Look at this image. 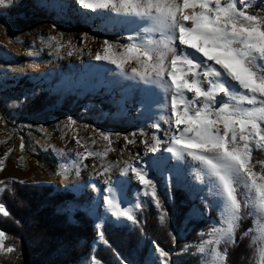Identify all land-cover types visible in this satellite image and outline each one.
I'll return each instance as SVG.
<instances>
[{
  "label": "snow or ice",
  "instance_id": "6c2138e0",
  "mask_svg": "<svg viewBox=\"0 0 264 264\" xmlns=\"http://www.w3.org/2000/svg\"><path fill=\"white\" fill-rule=\"evenodd\" d=\"M261 2L76 0V4L86 10L82 15L111 12L114 17L128 18V23L145 34L143 38L130 37L120 52L105 41L104 55L98 53L95 59L112 63L122 72L125 65L135 62L132 76L159 88L169 98L168 122L174 130L167 151L178 160L190 157L199 165L201 176L206 178L203 182L208 194L213 198L211 204L206 198L203 202L207 208L215 206L221 217V224H213L208 238L202 240L198 248L201 264H228L229 246L238 244L236 231L240 221L249 215L254 217L253 227L243 235L250 236V264H264V160L253 159L256 151L264 150V10L259 8ZM5 3L6 0H0V5ZM45 6L63 7L57 0ZM253 7L258 9L256 14L249 11ZM157 36L158 39L154 38ZM50 39L56 40L55 37ZM221 94L223 99L218 98ZM75 123L69 118L68 125ZM100 135L110 142L109 134ZM76 143L85 148V152L76 154V162L82 164L100 155L89 150L79 138ZM23 147L22 142L21 150ZM112 150L109 147L104 155ZM147 151L156 152L157 148L153 145ZM9 153H5V158ZM2 165L3 160H0V170ZM129 171L143 186V194H150L156 207L161 209L156 183L148 170L139 163L129 164L122 170V176L127 177ZM115 188V185L108 188L106 211L136 223L133 211L125 208L122 201L111 198ZM3 191L5 189L0 188V192ZM192 212L203 215L194 205ZM0 214H10L2 203ZM166 215L161 211V223ZM98 238L107 243L102 231L98 232ZM6 239V234L0 230V253L11 254L15 246H5ZM213 244L214 247L205 248ZM220 245H224L223 249ZM155 253L160 259L156 260L153 254L149 264H179L170 259L172 253L158 244ZM90 264L101 262L92 256Z\"/></svg>",
  "mask_w": 264,
  "mask_h": 264
},
{
  "label": "rangeland",
  "instance_id": "374dc122",
  "mask_svg": "<svg viewBox=\"0 0 264 264\" xmlns=\"http://www.w3.org/2000/svg\"><path fill=\"white\" fill-rule=\"evenodd\" d=\"M21 1L30 8L27 18L21 16V22L0 19V99H6L4 105L7 108L20 107L26 98L42 90L63 96L73 92L78 96L88 93L91 97H101L113 107L112 118L122 119L126 125L134 128L126 134L110 129L102 132L109 134V142L102 139L101 132L97 129L81 123L82 118L75 124L68 125L69 115L59 110H53L43 118H29L23 124L17 122V126L10 128L6 127L0 116V160H3L0 181L4 182L0 184V188H4L11 179L24 183H52L73 194V199L62 205L67 212L82 210L93 220L96 227L107 220L121 225L128 222L125 217L112 216L111 212L103 213V197L98 199L96 210L90 209L87 203L92 200L95 191L101 190L105 193L108 186L124 178L129 181L124 188L125 204L135 214L139 201L145 197L143 186L134 182L131 171L127 177L121 173L127 164L143 163L147 165L149 176L157 171L165 183H169L171 179H180L182 186L191 194L197 193L201 201L206 198L208 203H213L207 185L203 182L206 181L205 177H196L192 173L176 174L167 162L157 163L155 160L164 149V133H167L164 123H158L157 130L154 122L156 120L139 114L135 104L118 98L135 62L125 65L122 72L112 63L95 59L98 53L104 55L105 41L120 52L122 46L129 43L130 37H136V27L129 26L128 18L114 17L111 12H87V15H82L86 10L80 8L76 0H57L63 5L58 9L45 6L52 4L53 0H6L0 8L19 5ZM107 17L113 18L106 19ZM103 32L110 33L111 37L107 39L102 36ZM51 37L56 40H51ZM13 57H25L27 60L11 62ZM24 74L28 76V87L13 88L8 84L15 83ZM141 85L142 82L138 87ZM191 95L190 93L189 96ZM218 98L223 99L222 94ZM88 106L92 104L89 103ZM103 114L107 115L106 112ZM40 121L51 124L53 129H48ZM168 128L171 131L169 125ZM20 133L25 134L27 142L23 150ZM170 134L171 132L167 134L168 137ZM76 138L86 144L89 150L100 155L86 159L82 164L76 162V154L85 152V148L76 143ZM153 145L157 151L148 152L147 148ZM109 147L113 150L104 155ZM38 149L49 150L56 158L53 175L31 157ZM5 153H9L7 158ZM61 172L63 174H58ZM212 208L216 210L219 218V223L213 224L220 225V214L215 206ZM198 215L190 213L192 217ZM208 236L209 233L205 239ZM200 245L201 242L197 245L196 252L201 256L198 251ZM214 246L205 245V248ZM90 258L91 256L80 264H90Z\"/></svg>",
  "mask_w": 264,
  "mask_h": 264
},
{
  "label": "trees",
  "instance_id": "16d2710c",
  "mask_svg": "<svg viewBox=\"0 0 264 264\" xmlns=\"http://www.w3.org/2000/svg\"><path fill=\"white\" fill-rule=\"evenodd\" d=\"M259 8L264 10V0ZM249 11L256 14L258 9L253 7ZM29 12V6L21 1L19 5L0 8V19L21 22L20 17L27 18ZM102 36L109 39L111 34L103 32ZM24 60L27 59L13 57L11 62ZM27 78L24 74L15 83L8 84L13 88L28 87ZM5 101L0 99V116L7 128L17 122L23 124L29 118H43L53 110L66 112L74 121L82 118L81 123L101 133L110 129L126 134L134 128L126 125L122 119L112 118L113 107L101 97H91L88 93L78 96L73 92L63 96L42 90L26 98L17 108H7ZM89 103L92 106H88ZM40 122L48 129H53L46 121ZM23 133L20 135L26 146ZM31 157L50 174H54L56 158L49 150L38 149ZM253 159L264 160V150L256 151ZM150 177L156 183L161 209L156 207L149 194L139 201L138 210L134 214L136 223L128 221L116 225L107 220L99 227L82 210L67 212L62 207L73 199V194L65 188H57L52 183L8 180L5 191L0 192V203L6 206L10 214H0V230L7 236L5 246L14 245L15 252L0 253V264H80L90 256L97 257L101 264H149L153 254L156 260L160 259L159 254L155 253L156 244L172 253V261L179 264H201V256L197 254L196 247L205 239L213 223H219L216 210L207 208L199 199V194L187 191L180 179H171L165 183L157 171L152 172ZM193 205L203 215L190 216ZM161 211L167 213L163 223L160 220ZM253 222L251 215L240 221L235 234L238 244L235 247L229 246L228 264H250V236H244L243 233L253 227ZM101 231L106 244L98 238V232ZM223 247L220 245L221 249Z\"/></svg>",
  "mask_w": 264,
  "mask_h": 264
},
{
  "label": "bare ground",
  "instance_id": "6f19581e",
  "mask_svg": "<svg viewBox=\"0 0 264 264\" xmlns=\"http://www.w3.org/2000/svg\"><path fill=\"white\" fill-rule=\"evenodd\" d=\"M129 26L136 27L135 25H132L130 23H129ZM136 31H137L136 32L137 38L144 37L145 34L143 32H140L138 29H136ZM154 38L158 39V36ZM189 51H192V50H189ZM201 59H203V57H201ZM134 67H136V64ZM141 82H142V85L138 87L139 83ZM122 88H123V91L122 93H120L118 97L121 101L125 100L128 103L131 102L135 104L139 109V114H143L144 116L146 117L148 116L152 120L153 119L156 120L154 121L155 125H158V123L161 122V123H164V125L166 126L167 133L166 132L164 133L165 135H164V140H163L164 149L160 151V155L156 156L155 160L157 161V163H160L161 161L167 162L169 164V167L173 169V171L176 174L178 173H190L191 174L192 173L196 177L202 178L200 174V170H199V165L193 162L190 157H185L183 159L178 160L175 157H173V155L170 152L167 151V149L171 146L170 137L174 130L173 127L170 126L168 122V116L170 115L169 106H168L169 98H167L165 94L159 88H155L154 86H151V85H146L143 81H139L138 77H133L131 72L129 75V79L124 81ZM146 89H152V90L148 91ZM163 121H166V123ZM168 125L171 128V131L168 128ZM169 132H171L170 137H168L167 135ZM168 157H170L169 161H168ZM135 165L133 164V166ZM139 165L145 169L147 167V165L143 163H139ZM131 175L133 174L131 173ZM133 177L135 181L133 179L132 180L136 182L139 186H142L139 184V181L135 178L134 175ZM124 180H125L124 178H120V180H118L114 184L116 188L113 191L111 198H114L117 201H122L123 206L127 208V204H125V200H124L125 199L124 188L126 187V183H123V184L118 183ZM109 187L110 186L107 187V191H105V193H103V191L101 192V190L94 192L92 200L87 203L90 209L92 210L98 209L97 203H98L99 198L103 197L105 200L106 197H109V192H108ZM106 208H107V205L105 203V206L103 207L104 214H107L110 212V211H106Z\"/></svg>",
  "mask_w": 264,
  "mask_h": 264
}]
</instances>
